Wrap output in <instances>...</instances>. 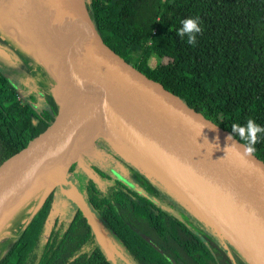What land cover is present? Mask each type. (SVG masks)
Returning <instances> with one entry per match:
<instances>
[{"label":"trees","instance_id":"16d2710c","mask_svg":"<svg viewBox=\"0 0 264 264\" xmlns=\"http://www.w3.org/2000/svg\"><path fill=\"white\" fill-rule=\"evenodd\" d=\"M90 3L113 50L174 93L186 106L244 145L248 141L232 132L227 124L229 119L240 120L241 126L253 119L264 127V0H90ZM187 18L199 20L201 32L195 34L194 45L188 43L187 35H177L181 21ZM150 39L152 44L148 45ZM0 41L26 66L19 74L18 84L0 70L1 132L17 109L32 99L44 70L1 29ZM254 147L253 154L264 162V132L257 134ZM123 164L125 172L140 181L143 194L129 189L124 183L127 181L109 176L99 168H95L96 177L98 182L102 178L104 191L95 194L100 186L87 178L77 164L69 172L78 169L84 175L82 186L87 203L132 264H232L212 237L187 218L184 222L156 203L159 194L151 178L128 163ZM48 194L30 212L27 204L12 221L14 233L0 240L2 261L112 264L78 210L67 227H63L62 221L53 222L49 218ZM233 251L239 264H248L236 249Z\"/></svg>","mask_w":264,"mask_h":264},{"label":"water","instance_id":"95a60500","mask_svg":"<svg viewBox=\"0 0 264 264\" xmlns=\"http://www.w3.org/2000/svg\"><path fill=\"white\" fill-rule=\"evenodd\" d=\"M3 1L41 36L44 59L28 55L42 65L44 72L29 104L19 107L10 124L0 132V175L23 155L28 154L29 162L37 161L66 146L75 133H83L82 142L51 171L39 205L55 185L66 181L74 162L87 178L98 182L91 169L79 161L96 140L113 138V152L125 163L136 162L124 145L126 124H135L147 133L145 163L154 171L148 174L141 170L143 175L165 186L204 220L191 205L209 218L217 213L183 179L177 178L180 192L169 187L149 139L171 144L185 163L200 170L223 206L221 219L237 231L236 236L242 237L253 259L264 264V162L253 153L243 152L244 144L228 131L186 106L174 93L116 53L90 0ZM0 29L19 44L1 21ZM0 57H8L1 45ZM229 136L233 139L229 140ZM68 151L65 147L60 154ZM71 190L65 194L74 201L96 239L98 221L72 185ZM227 239L248 264H253L235 241ZM0 264H5L1 251Z\"/></svg>","mask_w":264,"mask_h":264},{"label":"bare ground","instance_id":"6f19581e","mask_svg":"<svg viewBox=\"0 0 264 264\" xmlns=\"http://www.w3.org/2000/svg\"><path fill=\"white\" fill-rule=\"evenodd\" d=\"M0 21L19 37L30 54L39 60L44 59V43L41 36L3 0H0ZM126 131L127 138L124 141V145L129 153L143 170L154 172L145 163L146 153L144 146L145 140L148 139L147 133L132 123L126 124ZM84 136L79 131L72 136V139L66 146L57 148L52 155L29 162L28 154H25L7 167L0 175V206H3L1 211L8 213L13 206L26 200L32 193L41 188L43 183H49L51 177H46V175L53 171L56 165H60L65 160L69 152L73 151L79 142H82ZM149 141L152 142L151 151L155 160L167 175L169 187L180 192L181 189L177 178H181L192 190L200 193L203 199H207L216 208L215 211L217 213L212 214V218L202 214L194 205H191L192 208L198 211L214 229L235 241L248 258L251 259L253 264H258L253 259L250 248L245 243L243 244L244 240L242 237L236 236L237 231L231 229L219 216L223 212V206L200 170L194 164L185 163L176 154L174 147L164 140L149 139ZM65 147L69 148L67 154H60ZM69 191L72 192L71 189ZM0 224H3V219H0Z\"/></svg>","mask_w":264,"mask_h":264},{"label":"rangeland","instance_id":"374dc122","mask_svg":"<svg viewBox=\"0 0 264 264\" xmlns=\"http://www.w3.org/2000/svg\"><path fill=\"white\" fill-rule=\"evenodd\" d=\"M1 23L3 22L1 21ZM12 34L14 35V37H16L20 46L26 51V53L30 54L23 45L22 41L19 39V37L13 32ZM0 45L6 47L2 42H0ZM6 51L8 53V57L7 58L0 57V70L8 78H10L15 84H18L19 80L21 79V75H19L20 74L19 72H24L26 66L16 57L15 54H13V52H11L8 49H6ZM30 55L33 56L32 54ZM233 123L240 124V120L236 118H231L227 121V124L230 127L232 126ZM112 139L113 138L111 137H104L101 138L100 140L94 141L91 144L90 148H88V150L85 151L86 153L82 155V157H80L79 161L83 162L87 158H90V160L93 161L97 167L105 171L109 176L115 175L116 177H119L124 181H129L128 182L129 184L137 185L139 187V180L133 178L131 175H128V173L125 172L123 161L113 152ZM127 163L131 167H134L136 171L142 170L143 173L144 172L148 174L151 173L149 171L146 172L145 170H143L142 167L137 165V163L133 160ZM58 166L59 165H56L54 169H56ZM50 174L51 172H49V174L46 175V177L50 176ZM68 174L69 175H67L66 177V182L67 184H70V187L72 185L75 189L76 188L78 189V187L82 186L85 177L78 169H74L73 172H69ZM152 183L154 187H156L157 189V194H159L155 198L156 203L162 209L173 214L174 216L178 217L184 222H186L185 218H187V220L192 225H197L204 233H207L210 237H212L215 243L220 245L221 249L228 255L230 261L233 264H239L237 256L233 251V248L235 249V246L227 239L226 236H224L223 233L214 229L206 220H204L201 216H199L196 212H194V210H192L188 205L184 204L167 188H165V186L159 184L154 179L152 180ZM46 187H48L47 183H43L41 188H39L37 191L32 193L26 200L13 206L8 211V213L2 212L1 210L3 206L2 207L0 206V219H3V224H0V240L6 238L10 234V232L13 231L12 229H10V223L12 225V221L19 216L21 209L24 208L27 204L30 205V207L28 208L29 210L30 208H33L35 203L38 202V199L41 197L42 192ZM62 192H63V188H62ZM56 197L57 196L55 194L53 197L50 216L51 213H53V211L56 210V208L60 209L59 207L60 201L56 200ZM72 209L73 208L71 207L70 210ZM96 241L103 249L104 253L109 258L108 260L112 264H132L124 255V253L121 251L117 241H115L113 237L109 236L108 233L103 229V227L100 224L97 229Z\"/></svg>","mask_w":264,"mask_h":264},{"label":"flooded vegetation","instance_id":"af4514ba","mask_svg":"<svg viewBox=\"0 0 264 264\" xmlns=\"http://www.w3.org/2000/svg\"><path fill=\"white\" fill-rule=\"evenodd\" d=\"M1 42V41H0ZM5 46V45H4ZM5 49H7L6 47H4ZM20 73V72H19ZM39 87V86H38ZM37 90V89H36ZM35 90V91H36ZM16 92H18V91H16ZM35 95V94H34ZM34 97V96H33ZM32 97V98H33ZM17 98V97H16ZM20 98V95H19V93H18V98L17 99H19ZM31 101V100H30ZM29 101V102H30ZM29 104V103H28ZM100 140V139H99ZM86 152H83L82 153V155H84ZM90 154V153H89ZM82 155L80 156V157H82ZM124 162V161H123ZM83 164H85L86 166H88L90 169H91V171L95 174V176H96V174H97V170L95 169V168H99V167H97L95 164H94V162L93 161H91L90 160V158H87L86 160H84L83 162H82ZM73 164H76V162H74V163H72L71 164V166L73 165ZM71 166L69 167V169L71 168ZM100 169V168H99ZM105 172V171H104ZM69 173V170H68V172H67V175H69L68 174ZM106 173V172H105ZM113 176H115V175H113ZM119 178V177H118ZM124 181V180H123ZM129 181H127V182H124L125 184H126V186H128L129 187V189H133L135 192H137L138 194H143V191H142V189H141V187H138L137 185H133V184H129L128 183ZM139 183H140V181H139ZM98 186H100V189H95V194H97L98 192H103L104 191V187H102V178H101V180H99V182H97L96 183ZM70 187V184H67V182L65 181V182H63V183H61V184H59V185H55L50 191H49V205H50V207H49V214H48V216H49V218H51L52 220H53V222L54 221H57V222H60V221H62L63 222V227H67V224L70 222V221H72L73 219H74V217H75V214H76V211L78 210L79 211V209H78V207L76 206V204L74 203V201L73 200H71L66 194H65V192H68L70 189H71V187ZM62 188H63V192H62ZM75 189V188H74ZM77 189V188H76ZM75 189V190H76ZM78 193H79V195L81 196V198H82V200H83V202H84V204H85V206L87 207V209L91 212V214L94 216V218L98 221V217H97V214H96V212H95V210H94V208L90 205V204H88L87 203V201H86V199H85V190H84V188H83V186H81V187H78V189L76 190ZM56 194V200H59L60 201V204H59V207H60V209H57L56 208V210L55 211H53V213H51V216H50V211H51V209H52V203H53V197H54V195ZM39 200V199H38ZM111 203H112V207H113V209H114V202L112 201V199H111ZM36 206V203H35V205H34V207ZM73 208L72 210H70V208ZM64 208V209H63ZM80 212V211H79ZM80 214H82L81 212H80ZM82 217H83V215H81ZM84 220H85V218H84ZM85 222H86V220H85ZM86 224H87V222H86ZM100 224V223H99ZM88 225V224H87ZM101 225V224H100ZM11 223H10V229H12L13 231H11V232H14L15 231V228H11ZM102 226V225H101ZM103 227V226H102ZM88 228H89V231L92 233V235H93V237L95 238V236H94V233L92 232V230H91V228H90V226L88 225ZM103 229L106 231V229L103 227ZM107 232V231H106ZM108 233V232H107ZM108 235L109 236H111L109 233H108ZM112 237V236H111ZM4 239V238H3ZM96 240V239H95ZM116 241V240H115ZM97 242V241H96ZM98 243V242H97ZM118 243V242H117ZM99 245V244H98ZM119 245V244H118ZM100 246V245H99ZM120 247V246H119ZM122 251V250H121ZM233 264V263H232Z\"/></svg>","mask_w":264,"mask_h":264},{"label":"clouds","instance_id":"9594fccd","mask_svg":"<svg viewBox=\"0 0 264 264\" xmlns=\"http://www.w3.org/2000/svg\"><path fill=\"white\" fill-rule=\"evenodd\" d=\"M181 24L182 27L177 30V35L180 37L187 35L188 43L194 45L196 43L195 34L201 32L198 18H187L182 20ZM231 129L232 132L238 134L241 139H246L248 141L247 145H243V152L250 155L256 151L254 146L257 143V134L264 132V127L258 125L253 119H248L243 126L238 123H233ZM228 139L232 140L233 137L229 136ZM231 147L238 150L235 145Z\"/></svg>","mask_w":264,"mask_h":264},{"label":"built area","instance_id":"2783aa9c","mask_svg":"<svg viewBox=\"0 0 264 264\" xmlns=\"http://www.w3.org/2000/svg\"><path fill=\"white\" fill-rule=\"evenodd\" d=\"M153 33H154V30L152 31V34H153ZM147 44H148V45H151V44H152V40H151V39L148 40V41H147ZM16 97L18 98V94H16Z\"/></svg>","mask_w":264,"mask_h":264}]
</instances>
